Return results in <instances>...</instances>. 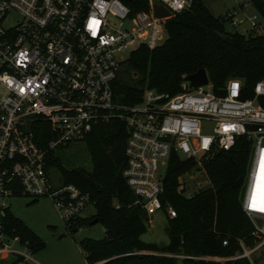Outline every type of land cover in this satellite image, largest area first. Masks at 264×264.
I'll list each match as a JSON object with an SVG mask.
<instances>
[{
  "label": "built area",
  "instance_id": "1",
  "mask_svg": "<svg viewBox=\"0 0 264 264\" xmlns=\"http://www.w3.org/2000/svg\"><path fill=\"white\" fill-rule=\"evenodd\" d=\"M129 1H147V7L133 11L123 0H0V264H39L28 243L9 231L10 198H48L65 223L91 205L75 185L51 182L47 154L83 142L94 126L112 119L125 124L122 175L148 217L157 211L176 215L160 199L171 155L195 161L178 177L177 191L190 198L210 185L203 161L244 138L249 148L239 202L252 224L253 244L238 240L239 251L218 258H247L253 264L254 253L264 256V190L257 188L264 168V105L259 101L264 78L254 83L252 97H244L238 78L215 94L210 81L192 87L183 75L181 90L173 95L145 88L139 102H118L113 82L120 65L141 46L161 45L166 21L191 5V0ZM155 5L169 16L157 17ZM247 6L225 13L232 27L243 22L238 16ZM245 19L250 23L245 33L260 28L256 15ZM38 120L53 133L42 145L33 133Z\"/></svg>",
  "mask_w": 264,
  "mask_h": 264
},
{
  "label": "trees",
  "instance_id": "2",
  "mask_svg": "<svg viewBox=\"0 0 264 264\" xmlns=\"http://www.w3.org/2000/svg\"><path fill=\"white\" fill-rule=\"evenodd\" d=\"M133 11L145 9L147 1L134 4L123 0ZM264 24V0H247ZM225 14L213 15L202 0H191L188 9L165 23L167 38L149 49L141 46L127 58L121 75L113 82L115 99L124 104L141 100L145 88L173 95L181 90L183 75L204 68L215 94L233 78L243 82L244 97L253 96L254 83L264 78V35L249 31L241 33L226 29ZM137 77V78H135ZM264 105V97H259ZM39 144L53 136L51 126L42 120L33 125ZM125 124L112 119L98 124L83 142L89 154L91 169L65 167L56 151L47 154L46 170L55 167L61 183L73 184L88 194L95 213L91 218L77 217L66 222L76 231L98 219L105 229L101 239L83 238L79 247L87 264H251L247 258L229 261L195 259L194 256L228 257L240 250L238 240L250 246L252 224L243 212L239 196L246 171L249 143L240 138L229 151L215 152L203 161L209 187L187 198L179 191L178 177L190 170L193 159L171 155L161 195L163 206L171 204L175 217H167L169 242L158 245L145 242V211L136 204L135 196L122 171ZM62 149V148H60ZM37 199H33L35 202ZM7 225L13 235H19L35 253L45 247L23 222L10 210ZM227 239V244L222 241ZM172 254L173 256H170ZM180 255V256H174Z\"/></svg>",
  "mask_w": 264,
  "mask_h": 264
},
{
  "label": "rangeland",
  "instance_id": "3",
  "mask_svg": "<svg viewBox=\"0 0 264 264\" xmlns=\"http://www.w3.org/2000/svg\"><path fill=\"white\" fill-rule=\"evenodd\" d=\"M209 11L217 16L224 14L226 10L241 3H247V0H202ZM256 15L258 20L259 15L252 5L248 4L244 11H240L238 18L243 22L237 26L232 27L229 23L226 24V29L229 31H239L245 33V30H250V23L246 17ZM260 28L253 29L254 33L264 35V24L260 22ZM247 33V32H246ZM126 53L123 57H126ZM125 68V63H122L117 71L119 77ZM137 78V77H135ZM61 157V162L65 167H83L91 169V162L84 142L71 143L68 146L57 150ZM195 172V171H194ZM193 174V173H191ZM50 180L53 184H59L61 181L60 173L52 167L49 170ZM197 177L202 185H205L203 177L199 172L194 173V178ZM183 180L187 183L190 181L188 176H183ZM32 198L26 195L15 196L9 199V210L24 225H26L40 240L45 243V247L34 253V259L39 264H87L85 262V253L79 247V241L83 238L101 239L105 236V229L101 223L86 224L77 228L76 231L69 229L65 221L59 216L53 203L48 198H37L32 202ZM95 213L92 205H88L80 217L84 219L91 218ZM147 230L141 236L145 242H153L158 245H166L169 242L167 232V217L163 211H157L145 222ZM21 237V236H20ZM201 256H194L199 259ZM253 264H264V256H259V253L252 255ZM215 260L224 262L221 258H213ZM104 261L96 264H101Z\"/></svg>",
  "mask_w": 264,
  "mask_h": 264
},
{
  "label": "water",
  "instance_id": "4",
  "mask_svg": "<svg viewBox=\"0 0 264 264\" xmlns=\"http://www.w3.org/2000/svg\"><path fill=\"white\" fill-rule=\"evenodd\" d=\"M154 11L157 17H168L169 16V13L160 6L155 5ZM184 80L188 81L190 86L192 87H199V86H203L209 83V78L204 68H200L195 73L186 75L184 77ZM242 194H243V189L241 191L240 198H242ZM97 221L98 219L95 217L90 221V223L94 224Z\"/></svg>",
  "mask_w": 264,
  "mask_h": 264
},
{
  "label": "snow or ice",
  "instance_id": "5",
  "mask_svg": "<svg viewBox=\"0 0 264 264\" xmlns=\"http://www.w3.org/2000/svg\"><path fill=\"white\" fill-rule=\"evenodd\" d=\"M258 190H264V168H262L260 175L258 176ZM264 210V209H261Z\"/></svg>",
  "mask_w": 264,
  "mask_h": 264
},
{
  "label": "crops",
  "instance_id": "6",
  "mask_svg": "<svg viewBox=\"0 0 264 264\" xmlns=\"http://www.w3.org/2000/svg\"><path fill=\"white\" fill-rule=\"evenodd\" d=\"M241 4H242V3H241ZM238 5H239V4H238ZM235 7H236V6H235ZM227 11H228V9L226 10V12H227ZM243 11H244V10H243ZM226 12H225V13H226ZM225 13H224V14H225Z\"/></svg>",
  "mask_w": 264,
  "mask_h": 264
}]
</instances>
